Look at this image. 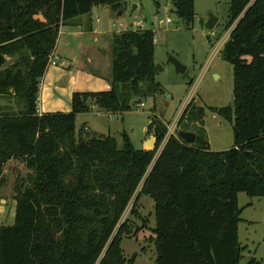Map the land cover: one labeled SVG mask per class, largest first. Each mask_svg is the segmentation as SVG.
Listing matches in <instances>:
<instances>
[{"label":"trees","instance_id":"1","mask_svg":"<svg viewBox=\"0 0 264 264\" xmlns=\"http://www.w3.org/2000/svg\"><path fill=\"white\" fill-rule=\"evenodd\" d=\"M170 1L190 26L194 0ZM123 2L0 0V99L19 104H0V187L8 164L27 169L13 179L15 218L0 225V264H124L121 241L139 232L124 212L132 202L129 213L139 217L142 194L154 201L156 264H243L237 192L264 197V0H230L222 53L234 98L212 110L233 123L234 144L219 151L207 138L205 108L192 101L177 126L193 132L194 142L165 138L168 125L154 117L148 132L155 143L146 149L125 132L119 146L113 135L77 130V114L93 106L110 114L130 109L120 86L136 95L163 90L154 78L151 29L112 34L109 90L74 91L70 112L39 113L60 27L94 6L119 9Z\"/></svg>","mask_w":264,"mask_h":264},{"label":"rangeland","instance_id":"2","mask_svg":"<svg viewBox=\"0 0 264 264\" xmlns=\"http://www.w3.org/2000/svg\"><path fill=\"white\" fill-rule=\"evenodd\" d=\"M123 3L119 9H113L111 5L94 6L84 17L89 24L91 19L102 30L151 29L155 37L154 63L158 66L154 78L163 90L136 95L124 91L120 86L122 98L130 104V109L109 116L104 110L99 111L98 107L93 106L92 111L76 120V125L84 122L92 131L104 134L109 129L118 135L116 139L119 146H122L121 134L125 132L136 149H146L147 139L155 143L152 132H148L151 118L158 119L168 127L177 124L182 109L192 101L196 106L205 108L204 123L211 150L232 148L233 123L212 110L215 107L232 106L234 98L233 70L222 53L230 36V30L224 32L229 20L230 0H194L196 14L190 26L176 15L170 0H124ZM210 15L218 18L212 29L206 27ZM167 18L171 21L168 22ZM72 19L64 25L63 31L72 25ZM134 22H143V25L138 27ZM171 58L179 60L186 67L184 72H176ZM146 87L148 82L142 84L143 90ZM1 102L13 109L19 107L12 99H0ZM176 128L178 136L180 128ZM22 165L14 162L5 168V184L0 187V225L14 222L16 200L13 198L12 184L16 174L22 175L27 171ZM237 193L240 210L238 241L243 248L240 263L264 264V197H250L243 191ZM131 203L124 212V218L130 217L139 232L121 241L127 260L124 264H156L157 249L150 239L154 236L152 229L155 227L153 198L149 194L141 195L137 205L139 217L129 213ZM134 255V259L129 261Z\"/></svg>","mask_w":264,"mask_h":264},{"label":"crops","instance_id":"3","mask_svg":"<svg viewBox=\"0 0 264 264\" xmlns=\"http://www.w3.org/2000/svg\"><path fill=\"white\" fill-rule=\"evenodd\" d=\"M90 21L89 24L86 17L81 15L72 19V25L64 28V31V26L60 27L55 50L50 56L55 64L47 67L40 84V113L70 112L74 91L109 90L112 76V34L119 31L99 29L91 19ZM1 105L4 103L1 102ZM88 112L78 113L76 120ZM106 113L110 116V113ZM81 126L85 133L93 134L92 128L84 122L76 125L77 130ZM95 133L118 136L109 129L107 134L97 130Z\"/></svg>","mask_w":264,"mask_h":264},{"label":"water","instance_id":"4","mask_svg":"<svg viewBox=\"0 0 264 264\" xmlns=\"http://www.w3.org/2000/svg\"><path fill=\"white\" fill-rule=\"evenodd\" d=\"M210 19L208 20L207 24H206V27L209 28V29H212L214 27V25L216 24L218 18H216L215 16L213 15H210L209 17ZM5 61L4 57L0 54V66L3 64V62ZM171 61L172 63L174 64L175 66V70L176 72H184L185 70V66L181 64V62L175 58H171ZM158 69V66H154V71H156ZM178 137L180 139H183L185 141H189V142H194L195 140V134L191 131H187V130H183V129H180L178 131ZM152 145L151 143V139H148L146 141V146L150 147Z\"/></svg>","mask_w":264,"mask_h":264},{"label":"built area","instance_id":"5","mask_svg":"<svg viewBox=\"0 0 264 264\" xmlns=\"http://www.w3.org/2000/svg\"><path fill=\"white\" fill-rule=\"evenodd\" d=\"M167 21L169 22V21H171V19L167 18ZM134 24H136L138 27H142L143 22H142V23H141V22H134ZM141 29H142V28H141ZM50 64H55V62L52 60V58H51V60H50V62H49V65H50ZM49 65H48V66H49ZM141 105H143V103H141ZM39 113H40V111H39ZM40 114H41V113H40ZM176 127H177V124H175V123H174V125L169 126L165 138L169 137L170 135H174V136H176V135H177V128H176ZM163 144H164V143H163ZM162 146H163V145H162Z\"/></svg>","mask_w":264,"mask_h":264}]
</instances>
